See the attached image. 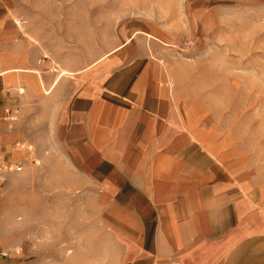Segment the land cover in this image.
Listing matches in <instances>:
<instances>
[{
	"label": "rangeland",
	"instance_id": "rangeland-1",
	"mask_svg": "<svg viewBox=\"0 0 264 264\" xmlns=\"http://www.w3.org/2000/svg\"><path fill=\"white\" fill-rule=\"evenodd\" d=\"M8 4L17 24L15 44L23 46L8 67L38 69L46 92L54 75L38 64L41 55L58 67L55 78L65 65L74 73L48 96L35 75L17 71L7 80L3 122L13 144L2 155L22 167L11 174L0 226L9 264H121L128 258L133 231L112 209L113 195L70 161L58 127L68 82L135 33L148 57L164 62L182 121L234 169L264 212V0ZM17 142L33 147L39 165L14 150Z\"/></svg>",
	"mask_w": 264,
	"mask_h": 264
},
{
	"label": "crops",
	"instance_id": "crops-1",
	"mask_svg": "<svg viewBox=\"0 0 264 264\" xmlns=\"http://www.w3.org/2000/svg\"><path fill=\"white\" fill-rule=\"evenodd\" d=\"M16 26L8 0H0V155L13 144L3 122L9 77L35 75L48 96L74 75L65 65L46 92L38 69L9 68L23 48ZM137 34L68 82L58 127L70 161L113 195L112 209L133 231L121 264H264V212L182 121L164 62L148 57ZM13 180L0 183V226ZM5 248L0 237V264H9Z\"/></svg>",
	"mask_w": 264,
	"mask_h": 264
},
{
	"label": "built area",
	"instance_id": "built-area-1",
	"mask_svg": "<svg viewBox=\"0 0 264 264\" xmlns=\"http://www.w3.org/2000/svg\"><path fill=\"white\" fill-rule=\"evenodd\" d=\"M39 65L40 64H46L47 68L46 71L50 75H56L57 74V69L55 66H52V62L47 55H41V58L39 60ZM8 113V112H6ZM10 122H14L15 118H10ZM14 150L16 152H24L27 153L31 157V163L34 165H39V162L35 158L33 147L31 145H28L27 143L23 142H17L14 144ZM22 171V167L19 163L17 162H10L6 160L2 155H0V183H3L5 181V178L7 175L11 174H18Z\"/></svg>",
	"mask_w": 264,
	"mask_h": 264
},
{
	"label": "bare ground",
	"instance_id": "bare-ground-1",
	"mask_svg": "<svg viewBox=\"0 0 264 264\" xmlns=\"http://www.w3.org/2000/svg\"><path fill=\"white\" fill-rule=\"evenodd\" d=\"M19 93H23V90H20V92Z\"/></svg>",
	"mask_w": 264,
	"mask_h": 264
}]
</instances>
